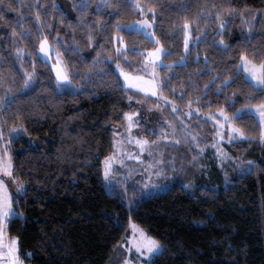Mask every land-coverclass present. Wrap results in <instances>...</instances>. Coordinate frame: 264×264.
<instances>
[{"label":"trees","instance_id":"16d2710c","mask_svg":"<svg viewBox=\"0 0 264 264\" xmlns=\"http://www.w3.org/2000/svg\"><path fill=\"white\" fill-rule=\"evenodd\" d=\"M80 2L0 3V97L11 101L0 105V125L21 123L25 130L10 148L12 175L26 185L12 196L13 214L5 223L7 238L17 237L21 264H120L130 220L161 245L147 264H264V142L252 114L232 120L246 136L227 144L231 158L222 171L201 169L196 147L210 140L214 126L194 115L188 123L201 140L194 144L196 131L186 130L167 143L166 189L142 196L131 185L124 192L104 186L112 127L121 126L124 113L133 110L129 97L151 99L124 86L117 62L124 71L138 73L144 51L156 45L142 32L116 25L140 16L137 3L145 13L152 9V33L165 50L158 70L160 80L167 81L162 95L181 107L191 100L199 112L223 107L232 115L264 102V91L241 70L236 75L241 52L257 64L264 60V0H109L99 11L98 0H88L87 9H80ZM185 20L190 22L186 52ZM22 31L29 35L21 37ZM113 35L137 51L118 57ZM44 36L70 73L71 83L61 90L50 64L38 55ZM33 67L35 79L25 89L24 74ZM226 77L231 82L218 90ZM228 97L234 102L229 104ZM171 158L181 159L176 169ZM236 163H249L251 169L237 174Z\"/></svg>","mask_w":264,"mask_h":264},{"label":"rangeland","instance_id":"374dc122","mask_svg":"<svg viewBox=\"0 0 264 264\" xmlns=\"http://www.w3.org/2000/svg\"><path fill=\"white\" fill-rule=\"evenodd\" d=\"M141 13V9H138ZM143 15L140 16L125 25H135L138 21L148 20L153 25V17L151 11L145 13L143 11ZM153 26L145 29L144 31H139L145 34L147 32V37L155 42L156 38L152 33ZM128 30V29H127ZM133 31H137L135 29H131ZM156 47V45L150 49L144 51V55L147 54L149 50H152ZM184 52L185 49V41H184ZM38 55L39 57L48 62L50 64L51 70L53 72L55 81H56V73L53 69V65L56 64L57 61V52L53 48V50L47 54L39 53L38 47ZM163 55V54H162ZM62 60V58L60 57ZM162 59V56H161ZM184 61V57L181 58L180 62ZM239 63V59H238ZM64 64V63H63ZM145 61L140 66L138 73H129L124 71L121 67L117 68V71L120 75L121 70H123L130 78V81H125L124 76H121L122 82L124 86L128 89H132L134 91L140 92L151 99H136L131 97L129 99L130 105L133 106V110L127 112H134L136 115L132 118L134 127L129 130L127 126V121L125 120L121 126H113V144H112V152L109 157H112L111 161V170L109 172L108 177L106 178L104 175V186L109 188L114 185L117 187L119 191L124 192L127 185L134 186L139 190L140 195L149 196L155 193L161 192L166 189L170 185V180H163L162 175L164 171L163 161L165 164L168 162V158L166 157V148L167 143L176 142L178 140L177 132H181L186 134L188 130L196 131L194 126L193 128L189 125L188 120L193 118L194 115H198L203 119H207L211 122V124L215 125V120L211 118V116L207 115L208 113H202L197 111L195 107L179 106L174 100L167 98L164 99L165 96L157 95L153 96L150 92L145 93L141 91L139 87H133L134 84H139L141 87H146L147 81L152 79H159V67L161 65L155 66V73L157 74L155 77L153 76V65L151 62L147 63V67L144 66ZM65 66V65H64ZM240 70L243 72V68ZM244 75V72H243ZM245 77V75H244ZM253 84V82H251ZM57 84V81H56ZM70 83H65L63 86L68 85ZM58 90H61L62 87H57ZM171 101L175 102V108L177 110L174 111V105ZM259 104V103H258ZM255 105V104H254ZM251 106V105H250ZM250 106L242 107L239 109H248ZM190 113V114H189ZM248 113L247 111L243 112ZM216 119H221L219 116V112L213 113ZM241 115V114H240ZM254 117L255 115L252 114ZM231 116V115H230ZM256 118V117H255ZM258 121V119L256 118ZM233 123V122H232ZM259 123V122H258ZM234 124V123H233ZM234 126H236L234 124ZM13 127H19V131L17 133H10L9 129ZM237 127V126H236ZM0 131L3 132V136L0 137V159L10 161L11 160V148L10 142L19 137L25 136V130L21 123H16L15 125L9 128H3L0 125ZM184 131V132H182ZM217 128L214 126L213 133L210 136L209 141H205L204 144H198L196 147L197 153L196 156L199 157L201 161V169L206 170V173L209 174L211 171H222L226 168V163L230 160V155L227 150V144H230L233 141L243 139L240 137H233L230 141L227 135V128L223 132V139L220 140L219 137L216 136ZM194 134V133H193ZM194 144H197L200 138V133L196 131L195 133ZM137 139H145L148 141V144L145 145V151H140V146L135 143ZM218 149L227 155H221L218 152ZM186 157H189V161H194L195 156L192 155L191 152L185 151ZM139 157V159H137ZM159 161L160 163H157ZM176 161V163H175ZM181 159L179 161L170 159L171 168L176 169L178 165H180ZM149 165H153V167L149 168ZM251 169V165L249 163L240 165V163H236V172L237 174H243ZM105 170V164H104ZM159 172L160 175H156ZM0 180H3L7 195L11 201L12 205V196L20 195L24 188L25 183L19 180H16L12 175V167H11V176L5 174L3 171H0ZM23 183V189L18 190L17 185ZM205 183V182H204ZM125 199V198H124ZM126 202H129L127 199ZM13 212V207H12ZM10 217V216H9ZM8 217V218H9ZM7 218V219H8ZM5 220V223L7 221ZM133 226L137 229L143 230V232L150 236L144 229L138 225L136 222L130 220L129 230L127 235L124 237L120 247L125 253L123 260L120 264H123L125 258H128L131 261V264H147V262L153 258L154 255L160 252L161 245L159 251L150 256H141L139 253L135 251L134 248L129 250L128 241L132 238H136L139 236V231L134 232ZM15 236L10 238H6L5 227H4V239H3V247L0 251L7 253V245L9 241ZM151 237V236H150ZM17 238V237H15ZM153 238V237H152ZM18 257V240H17V253ZM7 255L0 257V262H3L4 258Z\"/></svg>","mask_w":264,"mask_h":264},{"label":"snow or ice","instance_id":"6c2138e0","mask_svg":"<svg viewBox=\"0 0 264 264\" xmlns=\"http://www.w3.org/2000/svg\"><path fill=\"white\" fill-rule=\"evenodd\" d=\"M0 3H2V0H0ZM109 5V0H98L97 2V11H99L103 6ZM88 0H81L79 4L80 9H87L88 8ZM137 8H140V4L135 5ZM53 7L55 8L56 5L53 4ZM149 11H152V9H149ZM143 10H141V15H143ZM2 15V14H0ZM217 19H219V14H217ZM36 21L38 24H41V18L39 12L36 14ZM194 22V21H193ZM97 26L101 27L102 30V22L98 19L97 20ZM152 23L148 20H141L138 21L135 25H120L117 24L116 28L117 30L121 28H125L128 30L135 29L137 31H144L147 28L152 27ZM224 27V24L221 23V28ZM184 29V41H185V49L187 51L189 47V33H190V22L188 20L184 21L183 24ZM89 32L91 33V29H89ZM15 30H13V36H15ZM21 37H27L29 35L28 32L22 31L19 34ZM145 35H147V32L145 31ZM154 35V34H153ZM112 41L119 44V47L115 48L116 55L119 57L120 55L124 54L126 51H137V49L132 48L128 49L125 46L123 37H120L118 35H113ZM94 43L93 35L89 34L88 36V44L89 46H92ZM221 44H223V40L220 41ZM156 47L152 50H149L146 55H144V66L147 67V63L151 62L153 65V76L155 77L157 74L155 73L154 69L157 65H162L163 61L161 59L162 54H165L164 48L161 46L160 41L157 39L155 40ZM53 50V45L49 42V39L47 36H44L39 40V53L45 54V57H47V54L50 53ZM16 53L18 56H23L24 50L22 48H17ZM143 55V53H141ZM100 54L97 53V62ZM107 59H112L111 56L107 57ZM125 62H127V58L125 57ZM117 68H120L119 61L117 62ZM167 67H172L171 64H168ZM243 68V72L245 75V78L249 80V82H253V86L256 87L260 91H264V60H261L259 64L254 62V59H250L249 56L241 52L239 56V63L237 65V73L236 75H240V68ZM53 69L56 73V81H57V87H62L65 83H71L69 77L70 73L67 70V68L64 66L63 61L60 59V54L57 53V61L56 64L53 65ZM87 75V74H85ZM121 76H124L125 81H130L129 76L121 70L120 72ZM35 79V67H33L32 71L25 72L24 74V82H23V88H28L33 80ZM231 77H226L224 81H222L221 85H218V90L223 87L226 88L227 85L231 82ZM146 87H141L139 84H134L133 87H139L141 88V91L148 93L150 92L153 96L162 95V92L160 91L162 88H164L167 84V81H161L159 79H152L150 81L146 82ZM249 99H252V97H248ZM131 99V97H129ZM165 100H167V97H164ZM199 99V98H198ZM229 104L233 103L234 100L232 97H228ZM5 102H11L8 97H0V105H2ZM174 105V111L177 110L175 108V102L171 101ZM189 107L192 105V101L189 100L188 102ZM199 111V109H197ZM249 112V114H254L255 117L258 119L259 125H260V140L261 142H264V102H261L259 104L251 105L248 109H237L235 113H233L231 116L225 111L223 107H220L218 109L219 116L221 119H216L215 115L213 113H208L207 115L211 116L213 120H215V127L217 128L216 136L219 137L220 140L223 139V132L225 130V127L227 128V135L230 139V141L233 139V137H240L244 138L246 136V133L243 129L234 126L232 123V120L237 119L240 114L243 112ZM190 114V113H189ZM136 114L134 112L132 113H124V118L127 121L128 129L131 130L134 127L133 123V117ZM19 127H13L9 129L10 133H17L19 131ZM3 136V132L0 131V137ZM193 139H195L193 137ZM137 145L140 146V151H145V145L148 144V141L145 139H137L135 141ZM218 152L221 155L226 156V153H223L218 149ZM139 159V157H137ZM111 161L112 157H106L105 158V170L104 175L107 178L109 175V172L111 170ZM157 163H160L157 161ZM251 163V162H249ZM11 163L10 161H6L3 159H0V171H3L5 174L11 176ZM153 167V165H149V168ZM156 175H160L159 172L156 173ZM24 185L21 182L17 185L18 190L23 189ZM12 205L11 201L7 195V191L4 185L3 180H0V249L5 247L3 245V239H4V227H5V220L12 215ZM133 231H139V236L136 238H132L128 241L129 250L132 248L135 249L137 253H139L142 257L143 256H150L151 254L156 253L160 249V243L156 239L147 236L143 230L137 229L135 226H133ZM7 247V253H4L3 251H0V257H3L7 255L9 258L8 264H21L20 260L18 259L16 253H17V238L13 237ZM123 264H131V261L128 258H125L123 261Z\"/></svg>","mask_w":264,"mask_h":264},{"label":"crops","instance_id":"0c3cea01","mask_svg":"<svg viewBox=\"0 0 264 264\" xmlns=\"http://www.w3.org/2000/svg\"><path fill=\"white\" fill-rule=\"evenodd\" d=\"M6 238H7V236H6ZM0 259H1V258H0ZM18 259H19V258H18ZM8 260H9V258L6 257V258H4L3 262H8ZM3 262H0V264L3 263Z\"/></svg>","mask_w":264,"mask_h":264},{"label":"built area","instance_id":"2783aa9c","mask_svg":"<svg viewBox=\"0 0 264 264\" xmlns=\"http://www.w3.org/2000/svg\"><path fill=\"white\" fill-rule=\"evenodd\" d=\"M1 264H8V262H3V263H1Z\"/></svg>","mask_w":264,"mask_h":264}]
</instances>
